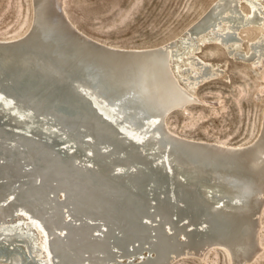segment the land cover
Returning a JSON list of instances; mask_svg holds the SVG:
<instances>
[{
    "label": "bare ground",
    "instance_id": "bare-ground-1",
    "mask_svg": "<svg viewBox=\"0 0 264 264\" xmlns=\"http://www.w3.org/2000/svg\"><path fill=\"white\" fill-rule=\"evenodd\" d=\"M240 1L214 0L166 43L125 47L81 30L64 0H31L28 28L0 38L12 52L0 58V264H172L214 249L230 264L256 260L264 112L258 134L236 144L190 137L167 121L220 72L190 54L193 39L213 33L228 55L264 61V0H246L247 13ZM247 24L261 28L244 51L238 30ZM81 83L111 111L108 122L147 139L125 141L97 122L74 98Z\"/></svg>",
    "mask_w": 264,
    "mask_h": 264
},
{
    "label": "rangeland",
    "instance_id": "rangeland-1",
    "mask_svg": "<svg viewBox=\"0 0 264 264\" xmlns=\"http://www.w3.org/2000/svg\"><path fill=\"white\" fill-rule=\"evenodd\" d=\"M213 1L64 0V8L81 30L96 39L117 46L145 47L178 37ZM248 4L246 0L239 2L242 13H247ZM31 7V0H0V38L23 33L31 21ZM247 25L238 30V48L244 51H248L249 43L256 39L261 28L256 24ZM225 50L213 33L192 40L190 54L218 66L220 72L193 87L198 102L167 118L173 130L194 138L232 144L249 142L258 134L264 112V94L261 95L264 61L259 65L239 60ZM185 63V58L177 60L175 71ZM21 228L25 230L26 224ZM35 234L39 241V235ZM259 236L261 251L250 264H264V208ZM172 264H230V260L225 251L214 249L201 259L185 257Z\"/></svg>",
    "mask_w": 264,
    "mask_h": 264
},
{
    "label": "water",
    "instance_id": "water-1",
    "mask_svg": "<svg viewBox=\"0 0 264 264\" xmlns=\"http://www.w3.org/2000/svg\"><path fill=\"white\" fill-rule=\"evenodd\" d=\"M8 55H10V56L12 55V52L10 51V49L7 50V49L0 48V58H2L4 56H7L9 58ZM5 69L6 68H4V69L0 68V75L3 72V70H5ZM56 75L57 74L54 73V76H56ZM57 77H58V75H57ZM58 80H60V77H58ZM81 84H78V86L76 84L74 85L75 89L78 92V96L74 97V98L79 99V101H81L82 104L84 103L86 105V107H88L89 112L92 113L93 117L96 118L97 122L100 121V123L106 127H108L111 124L112 127H115L116 131L118 132V134H119L118 138H122L125 141H128V142L132 141L133 142V139H137V137L142 141H145L147 139V136H149V135L143 129L138 130L139 131V134H138V131H136V129H131L126 124L115 123V121H112L111 117H113V114H109V113H111V111H109L108 109L103 110V109L99 108L102 100L100 101V98L98 96L96 97V94L94 91H92V88L90 87L89 83H88L89 86L87 84H83V83H81ZM3 104H4L3 100L0 97V106H2ZM4 106L7 107V108L4 107V111H7V109L11 108V106H6V105H4ZM107 112L111 116V117L107 116L109 118V120H111L109 122L106 118ZM95 129H96V126L94 125L93 130L91 128V131H90V133L93 136L95 135V132H94ZM91 134H89V135L91 136ZM134 135H136V137ZM156 149H157L158 153L161 152L160 148L156 147ZM81 152H82V154H81L82 156L86 154L85 149L82 150ZM145 154L148 155L149 151H146ZM150 156H155V155L152 154Z\"/></svg>",
    "mask_w": 264,
    "mask_h": 264
}]
</instances>
